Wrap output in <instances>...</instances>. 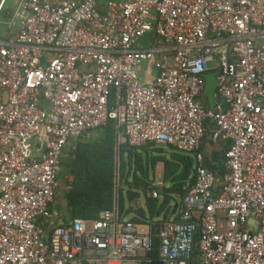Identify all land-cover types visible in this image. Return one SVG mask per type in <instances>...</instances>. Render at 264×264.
Returning <instances> with one entry per match:
<instances>
[{
  "label": "built area",
  "instance_id": "1",
  "mask_svg": "<svg viewBox=\"0 0 264 264\" xmlns=\"http://www.w3.org/2000/svg\"><path fill=\"white\" fill-rule=\"evenodd\" d=\"M8 1L0 0V264H149L156 237L161 264H264V0H12L14 10ZM151 31L148 47L136 45ZM210 72L214 109L204 92ZM109 120L117 146L154 142L195 155L178 222L123 219L116 184L97 219L53 226L63 150ZM206 121L213 144H229L220 186L198 152Z\"/></svg>",
  "mask_w": 264,
  "mask_h": 264
},
{
  "label": "trees",
  "instance_id": "2",
  "mask_svg": "<svg viewBox=\"0 0 264 264\" xmlns=\"http://www.w3.org/2000/svg\"><path fill=\"white\" fill-rule=\"evenodd\" d=\"M101 2V0H99ZM114 94L109 98L112 104ZM214 127L211 121L205 122L204 136L199 153L204 156V165L214 173L220 186L226 172L224 160L228 143L213 144L209 130ZM114 121L88 134L70 139L63 150L59 162V182L62 203H51L49 213L55 223L66 225L73 219L92 221L99 214L112 207L115 200V185L118 184L117 200L123 219L136 224H153L159 227L167 220L179 221L184 210L183 199L186 195L184 185L193 183L196 175L195 155L177 150L171 145L165 146L150 142L142 147L128 143L116 145ZM116 159L118 168L116 171ZM158 163L163 164V187L158 189L159 196L153 198L151 192L155 182L150 172L154 173ZM141 194L145 197L146 212L137 206ZM63 211L61 216L54 212ZM62 209V210H61ZM62 217L63 222L58 220ZM47 227V222L41 221ZM153 226V227H154ZM198 239V236L195 237ZM153 260L158 259L159 240L153 241ZM199 256L195 247L193 258Z\"/></svg>",
  "mask_w": 264,
  "mask_h": 264
},
{
  "label": "water",
  "instance_id": "3",
  "mask_svg": "<svg viewBox=\"0 0 264 264\" xmlns=\"http://www.w3.org/2000/svg\"><path fill=\"white\" fill-rule=\"evenodd\" d=\"M154 33L148 32L144 34L143 36L139 37L136 40V45H139L140 47H148L153 39ZM205 78V86H204V92L207 96L208 104L211 109H214L215 104L217 102V98L215 97L216 93V88L218 85V80H217V73L216 72H210L206 73L204 75ZM137 206H141L140 203L137 204ZM249 223L254 226L253 232H256L257 229V221L256 220H249ZM57 225L55 223L53 226ZM49 230H47L46 233H48ZM149 264H161L160 261H152Z\"/></svg>",
  "mask_w": 264,
  "mask_h": 264
},
{
  "label": "rangeland",
  "instance_id": "4",
  "mask_svg": "<svg viewBox=\"0 0 264 264\" xmlns=\"http://www.w3.org/2000/svg\"><path fill=\"white\" fill-rule=\"evenodd\" d=\"M104 1H106V0H104ZM7 6H8V8H10L11 10H14L15 7H16V5L13 3L12 0H9V1H8ZM208 67H209L210 69L216 67V62H213V63L209 64ZM163 146H165V147H164V148H165V151L168 152V151H169V148L166 147V145H163ZM150 174H151V177H153L152 179H153V181H154L155 183H160V182H162V181H163V164H162V163H158V164L156 165V167H155L154 173L152 174V172H150ZM60 187H63V185L60 184ZM61 193H62L61 191H58L57 196H61ZM138 203L141 204V208H142V209L146 212V214H147L146 204H145V197H144L143 194H141V197H140V200H139ZM138 203H137V204H138ZM61 210H62V209H61ZM54 212H55V213H58V214H61V213H62V211H60V210L57 211V209L54 210ZM130 218H132V215H130L129 217H127V219H130ZM91 227H92V225H91L90 223H87V225H86L87 230H89Z\"/></svg>",
  "mask_w": 264,
  "mask_h": 264
},
{
  "label": "crops",
  "instance_id": "5",
  "mask_svg": "<svg viewBox=\"0 0 264 264\" xmlns=\"http://www.w3.org/2000/svg\"><path fill=\"white\" fill-rule=\"evenodd\" d=\"M70 142V141H69ZM69 144V143H68ZM58 194V193H57ZM57 194H56V196H55V199H54V202H56V203H61L62 204V207H65V204L64 203H62V198H60L59 196H57ZM53 202V203H54ZM55 210H56V208H54ZM61 216H64V215H66V213L65 212H63L62 211V213L60 214ZM52 219H53V221H55L54 220V218H53V216H52ZM59 222H63V219H62V217L58 220Z\"/></svg>",
  "mask_w": 264,
  "mask_h": 264
}]
</instances>
